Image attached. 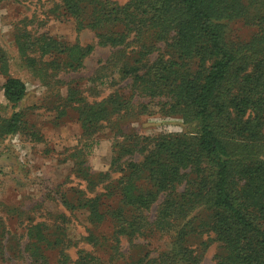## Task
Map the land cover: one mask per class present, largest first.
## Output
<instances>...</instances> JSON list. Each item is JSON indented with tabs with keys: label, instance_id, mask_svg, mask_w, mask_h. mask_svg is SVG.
I'll list each match as a JSON object with an SVG mask.
<instances>
[{
	"label": "trees",
	"instance_id": "obj_1",
	"mask_svg": "<svg viewBox=\"0 0 264 264\" xmlns=\"http://www.w3.org/2000/svg\"><path fill=\"white\" fill-rule=\"evenodd\" d=\"M58 1L59 15L73 20L78 35L93 32L95 44L82 45L79 38L68 44L39 33L34 17L15 25L14 43L45 86L67 88L58 110L60 118L68 109L77 114L82 137L72 157L78 175L92 187H104L77 204L64 199L70 209L86 213L94 229L88 236L72 239V223L60 215L52 228L30 224L25 248L15 244L9 250L15 256L25 252L31 264H51V252L58 264H202L210 242H201L199 249L193 241L204 232L220 245L216 264H264V0ZM237 22L255 30L249 40L229 39L230 26ZM96 48L112 52L109 63L131 82L128 98L114 92L89 101L77 81L65 79L80 73ZM0 74L12 111L0 115V142L15 136L42 142L19 109L27 86L10 75L9 57L1 48ZM156 113L178 117L192 131L125 135L112 162L117 177L90 174L84 141L103 123ZM136 155L142 160L134 161ZM104 226L108 234L95 232ZM158 237L169 242L155 258L145 251L134 260L123 251L128 242L141 253L144 247L136 241ZM4 238L0 235L1 260L7 254ZM81 242L92 250L78 249L73 261L68 250Z\"/></svg>",
	"mask_w": 264,
	"mask_h": 264
},
{
	"label": "rangeland",
	"instance_id": "obj_2",
	"mask_svg": "<svg viewBox=\"0 0 264 264\" xmlns=\"http://www.w3.org/2000/svg\"><path fill=\"white\" fill-rule=\"evenodd\" d=\"M111 1L120 5L128 2ZM245 1L247 3L248 0ZM58 3V0H26L21 3L0 1V48L9 57L10 75L22 79L28 89L27 97L19 109L26 113L29 123L43 137L42 142L38 143L23 136L7 138L0 142V235L5 237L3 244L7 245L6 257L4 260L0 259V264H31L25 252L22 251L21 256H15L13 251L9 250L15 244L19 245L21 250L25 248L26 231L30 224L45 223L47 227L52 228L59 225L57 219L64 215L69 217L72 223V229L69 230L72 239L88 236L94 229L89 224L86 213L83 210L70 209L64 199L71 204H77L79 200L95 197L104 187V183L92 187L78 175L77 159L72 157L74 149L80 146L82 137L77 114L68 109L65 117H59L60 107L64 103L59 97H66L67 88L45 86L26 67L14 43L15 25L26 18L34 17L36 22L33 29L39 33H47L68 44L76 43L78 38L82 45L95 44L96 37L93 32L85 31L78 35L73 20L59 15ZM254 32L252 27L243 22L233 23L230 26L229 39L234 42L247 41ZM111 53L109 49L96 48L86 60L85 68L80 73L66 76L65 79L77 81L75 84L89 101L103 99L114 92L128 98L131 95V82L124 81L119 70L114 68L112 62L109 63L112 61ZM157 56H151L150 60H155ZM107 62L109 64H106ZM91 77L96 81L90 82L88 79ZM5 80L0 74V115L8 117L12 111L7 106L2 91ZM192 128L185 126L178 117H167L159 113L123 120L114 119L110 123H103L98 133L87 143L84 141L85 166L90 169L92 176L109 173L111 177H117L112 172V162L116 145L122 141L123 136L135 134L154 137L163 133L181 134L192 131ZM133 159L141 161L142 157L136 155ZM156 209L157 205L151 213V219ZM4 231L5 234H2ZM95 232L99 235L108 234L109 229L104 226ZM213 238V235L202 232L193 241L194 247L199 249L201 242H210L203 253L202 264H216L215 258L220 251V245L211 243ZM168 242L166 237H158L151 242L138 240L135 244L144 247L141 253L131 248L128 242H123L122 248L123 251L129 252L134 260L142 257L145 251L151 253V258H155L159 252L167 249ZM78 249L92 250L86 242L79 243L77 248L67 249L73 261ZM100 256L103 258L104 253L100 252ZM105 259L107 260V257ZM49 260L51 264H58V256L54 252L49 253ZM99 264L109 262L103 260Z\"/></svg>",
	"mask_w": 264,
	"mask_h": 264
}]
</instances>
